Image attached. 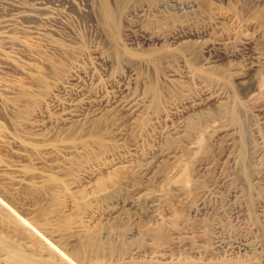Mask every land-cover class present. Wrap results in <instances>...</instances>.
Masks as SVG:
<instances>
[{"label":"rangeland","instance_id":"1","mask_svg":"<svg viewBox=\"0 0 264 264\" xmlns=\"http://www.w3.org/2000/svg\"><path fill=\"white\" fill-rule=\"evenodd\" d=\"M172 1L0 0V264H264V0Z\"/></svg>","mask_w":264,"mask_h":264},{"label":"bare ground","instance_id":"2","mask_svg":"<svg viewBox=\"0 0 264 264\" xmlns=\"http://www.w3.org/2000/svg\"><path fill=\"white\" fill-rule=\"evenodd\" d=\"M41 1V0H40ZM45 1V3H46V0H44ZM170 2V1H169ZM168 2V3H169ZM173 2V4H179V2L177 3V0H173L172 1ZM181 2V1H180ZM37 3H39V2H37ZM20 4V3H19ZM40 4V8H43V6H44V3L43 2H40L39 3ZM47 4V3H46ZM45 4V5H46ZM171 4V3H170ZM181 4V3H180ZM183 4V3H182ZM24 5V4H23ZM27 6V5H26ZM167 6V5H166ZM174 6V5H173ZM176 6V5H175ZM187 6H190V4L188 5L187 4ZM19 7H21V6H19ZM23 7V6H22ZM28 7V6H27ZM37 7H38V5H37ZM39 8V7H38ZM45 8V7H44ZM176 8H178V9H181L182 8V5H181V8L178 6V7H176ZM22 9H24V8H22ZM33 9V8H32ZM36 9V8H35ZM34 9V10H35ZM53 9V8H52ZM30 10V9H29ZM41 10H43V9H41ZM20 11V10H19ZM25 11V10H24ZM36 11V10H35ZM38 11H39V9H38ZM46 11V10H45ZM47 11H48V9H47ZM18 13H20V12H18ZM38 13V12H37ZM48 13V12H47ZM31 14V13H30ZM41 14V13H40ZM39 14V15H40ZM34 15V14H33ZM32 15V16H33ZM42 15V14H41ZM48 15V14H47ZM35 16H36V14H35ZM45 16H46V14H45ZM45 16H44V18H45ZM50 16V15H49ZM1 18V17H0ZM47 18V17H46ZM8 20V19H7ZM12 20V19H11ZM7 23V22H6ZM6 23H5V20H4V23H3V26H4V24L6 25ZM9 23V22H8ZM7 26V25H6ZM246 57V56H245ZM248 57V56H247ZM246 57V58H247ZM249 58V57H248ZM251 58V57H250ZM253 58H254V56H253ZM256 58V57H255ZM252 59V58H251ZM250 59V60H251ZM253 61V60H252ZM255 61V60H254ZM256 62V61H255ZM251 63V62H250ZM252 65H253V63H252ZM248 70V69H247ZM133 101H134V103H133ZM138 101V100H137ZM132 102V103H131ZM139 102V101H138ZM135 104V98H130V99H126V100H124V101H122V105H124V106H126V108H129V106H132V105H134ZM136 104L137 105H135V107H133V108H136V106L138 107V103L136 102ZM128 106V107H127ZM139 106H140V103H139ZM125 108V109H126ZM132 108V107H131ZM130 110V109H129ZM133 110H135V109H133ZM133 110H131V111H133ZM136 111V110H135ZM261 137V136H260ZM226 179V178H225ZM218 244V243H217ZM242 244V243H241ZM247 244V243H246ZM236 245V244H235ZM240 245V244H239ZM243 245H244V243H243ZM230 246V245H229ZM234 246V245H233Z\"/></svg>","mask_w":264,"mask_h":264}]
</instances>
